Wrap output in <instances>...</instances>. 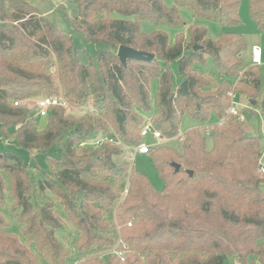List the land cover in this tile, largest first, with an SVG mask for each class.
<instances>
[{
	"label": "trees",
	"instance_id": "obj_1",
	"mask_svg": "<svg viewBox=\"0 0 264 264\" xmlns=\"http://www.w3.org/2000/svg\"><path fill=\"white\" fill-rule=\"evenodd\" d=\"M240 6V0L171 6L66 0L60 9L69 25L86 41L106 45L95 61L30 0H0V137L47 155L51 169L35 181L20 155L0 149V264H225L228 256L264 264V149L241 115L230 113L232 95L245 96L252 114L260 105L264 117L260 67L245 65L246 38L234 30L242 24ZM250 13L264 32V0H250ZM143 20L185 32L171 44L163 30L144 32ZM197 20L227 30L213 38ZM121 45L154 58L124 65ZM208 59L216 63L214 81L196 68ZM152 80L158 82L154 114L145 120ZM42 97H62L67 105L40 116L31 101ZM185 116L201 125L182 134ZM148 122L164 140L147 154L162 189L127 157L152 142L141 134ZM101 136L114 141L81 145ZM177 138L179 149L170 144ZM53 148L58 157L49 156ZM39 192L59 201L76 231L72 246L58 236L63 221L54 201L39 200ZM8 206L22 238L3 213Z\"/></svg>",
	"mask_w": 264,
	"mask_h": 264
},
{
	"label": "rangeland",
	"instance_id": "obj_2",
	"mask_svg": "<svg viewBox=\"0 0 264 264\" xmlns=\"http://www.w3.org/2000/svg\"><path fill=\"white\" fill-rule=\"evenodd\" d=\"M30 1L50 20L57 22L60 25V27H62L67 32H69L73 38V43L75 47H80L88 50L95 61L97 59L98 53L106 49L105 43L88 42L86 41V39L84 38L83 34L80 31L72 28L69 25L67 19L64 17L60 9L66 3V0H30ZM240 1H241L240 17L242 20V24L239 27H236L234 30L243 33L246 38V48L242 53L246 66L254 64L252 61V47L259 46L262 48L263 59L262 62L259 64L261 75L263 78L262 91H261V96H262L264 94V32L258 29L256 22L251 17L250 0H240ZM165 3L171 6L174 4V0H165ZM180 13L187 20L193 19V14L189 9L180 8ZM197 22L207 26L209 30V34L213 38H217L222 31L227 30V28L220 25V23H218L217 21L197 20ZM141 28L144 32L147 33L157 29L167 32L171 44L174 43L176 35L178 33L185 32L184 26H167V25L155 26L152 22L148 20H143L141 22ZM196 68L200 70L201 73L211 78L213 81L215 80L213 78L212 73H214L216 70V63L214 62L213 59H208L205 65L196 64ZM172 70L174 72L175 77H177V66L173 65ZM157 90H158V82L157 80H152L150 85L152 112L144 115L145 120H150V118L154 114V105H155ZM31 102L35 104L34 101ZM236 104L239 110L245 116L246 120L244 122L247 123L248 129L251 132L257 134L261 138V145L263 146L264 149V117L260 109V105L259 108L257 109L258 113L256 115H253L252 114L253 107L251 106L249 100L245 96H237ZM70 110L71 108L67 106L66 111H70ZM39 122L41 127H43L45 124L44 119L39 120ZM200 125L201 124L199 122L195 121L190 116H185L181 124V133L184 134L186 131L195 127H199ZM207 143L208 146H210L211 140L208 139ZM170 144L179 149L182 143L181 140L177 138L173 141H170ZM0 149L3 151H11L20 155L23 158L26 165L28 166L29 172L35 181H38L40 178H43L51 170L50 165L47 161L48 158L47 155L43 153L31 154L29 151L20 148L15 140L7 141V140H2L0 137ZM49 156L58 157L59 151L53 148L49 152ZM127 157L130 159H134V153L133 152L128 153ZM135 166L148 176V178L156 188L158 189L163 188L164 186L163 181L161 180L157 172V169L154 166V163L149 155L135 154ZM261 187L264 188V184H262ZM37 195L39 200L54 201L56 205L55 209L58 212V214L61 216L63 221V227L58 231V236L64 243L72 246V243L76 237V231L73 228V226L68 222L59 201L53 198L49 192H46L43 195L39 192ZM3 213L6 215L7 219L11 223L12 229L19 235L20 238H22L21 225L14 220L13 218L14 214L11 211L10 206L6 207L3 210ZM116 250H119L118 246L116 247ZM43 264L46 263L43 262ZM225 264H239V263L236 261L235 257L228 256L226 258ZM249 264H261V263L258 261V259H250Z\"/></svg>",
	"mask_w": 264,
	"mask_h": 264
},
{
	"label": "built area",
	"instance_id": "obj_3",
	"mask_svg": "<svg viewBox=\"0 0 264 264\" xmlns=\"http://www.w3.org/2000/svg\"><path fill=\"white\" fill-rule=\"evenodd\" d=\"M252 61L254 64H260L262 62V50L261 47L259 46H253L252 47ZM233 101H232V105L230 107V113L233 115H241V120H246L244 114L239 110V108L237 107L236 104V96L232 95ZM38 113L40 116H46L48 113V109L50 106H66L67 103L63 100L62 97H42L39 99H35L33 100ZM16 104H18V102H16ZM142 136L144 137H151L152 138V142H143L140 145L136 146L133 148V153H134V158H135V154H148L150 148L153 145H159L161 143H163V137H162V133L160 130L155 129L153 127V125L151 124V122H148L145 124V126L143 127L142 131H141ZM109 140L111 142L114 141L113 138H105V137H99L97 139H94L90 142H84L81 145L90 143L93 145H101L104 141ZM118 144H121V141H117ZM260 170L261 172H264V150L262 152V155L260 157ZM124 249H127V246L124 245L123 246ZM119 255L123 256V252L120 251L118 252ZM122 260H124V257H122Z\"/></svg>",
	"mask_w": 264,
	"mask_h": 264
},
{
	"label": "water",
	"instance_id": "obj_4",
	"mask_svg": "<svg viewBox=\"0 0 264 264\" xmlns=\"http://www.w3.org/2000/svg\"><path fill=\"white\" fill-rule=\"evenodd\" d=\"M118 56L121 60V62L126 65L127 60L128 59H136V60H145V61H150L154 58V54L148 53V52H144L141 50H137L135 48H132L130 46H126V45H121L118 49ZM182 87H184L185 89L187 88L186 82L182 83ZM248 137H251L252 134L248 133L247 134ZM176 168V170H180V165L177 163L173 164ZM192 173V172H191Z\"/></svg>",
	"mask_w": 264,
	"mask_h": 264
},
{
	"label": "crops",
	"instance_id": "obj_5",
	"mask_svg": "<svg viewBox=\"0 0 264 264\" xmlns=\"http://www.w3.org/2000/svg\"><path fill=\"white\" fill-rule=\"evenodd\" d=\"M261 50H262V48H261ZM262 59H263V52H262ZM259 65V64H258Z\"/></svg>",
	"mask_w": 264,
	"mask_h": 264
}]
</instances>
